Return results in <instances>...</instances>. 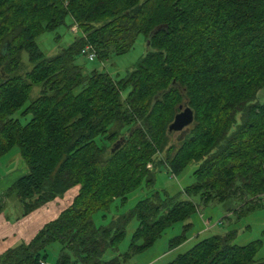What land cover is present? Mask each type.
Segmentation results:
<instances>
[{
  "label": "trees",
  "instance_id": "1",
  "mask_svg": "<svg viewBox=\"0 0 264 264\" xmlns=\"http://www.w3.org/2000/svg\"><path fill=\"white\" fill-rule=\"evenodd\" d=\"M67 16L79 36L45 58L35 38ZM139 35L147 51L119 80L74 63L85 45L103 61L126 53ZM32 86L37 95L25 105ZM262 87L264 0H0V157L15 146L27 169L0 194V210L2 198H14L18 220L77 188L27 243L0 253V264H46L52 245L51 264H119L178 223L167 247L183 244L196 203H215L235 220L257 209L264 102L254 98ZM179 105L192 122L173 147L166 129ZM18 111L29 115L23 125L11 117ZM163 152L171 175L196 164L182 189L187 199L152 191L95 226L94 213L107 212L113 200L123 205L142 181L152 187L162 165L155 155ZM195 196L196 203L188 199ZM131 219L126 250L103 261ZM234 236L230 230L200 239L166 264H259L260 240L238 246Z\"/></svg>",
  "mask_w": 264,
  "mask_h": 264
},
{
  "label": "rangeland",
  "instance_id": "2",
  "mask_svg": "<svg viewBox=\"0 0 264 264\" xmlns=\"http://www.w3.org/2000/svg\"><path fill=\"white\" fill-rule=\"evenodd\" d=\"M72 27H76V25L72 23L71 19L67 16L64 19L63 25L57 27L52 32H43L35 38V44L45 58L51 57L59 49L65 48L75 37L79 36L77 27L75 30L71 31ZM146 51V41L141 35H139L136 37L130 50L124 54H110L107 59L103 61L94 59L92 62L87 61L83 56H78L74 63L80 67L84 73L96 70L106 73L113 80H119L124 77L126 72L132 69L137 59L144 55ZM19 57L21 63L29 69L31 65L27 62L26 54L21 52ZM37 92L38 87L32 86L25 105L31 99L36 97ZM123 95L124 93L122 96ZM254 102H264V87L257 91ZM11 117L17 119L20 125H23L29 119V115H21L20 111L14 113ZM178 136H180V133L178 132L170 133L169 142L171 146H176ZM155 158L160 160L162 165L154 169L152 187L150 189L146 188L142 181L136 189L126 195V202L123 205H119L118 200H113L109 205L107 212H96L92 215L93 224L95 226H104L111 218L126 213L138 200L148 197L152 191L157 192L161 197L167 195L177 196L180 200L187 199L183 194L182 189L192 183L193 180L191 173L195 169L196 164H187L180 173L177 175H171L164 162V152L156 153ZM19 159L20 157L15 146L0 157V180L15 172ZM146 168L152 170L151 164H147ZM20 174L22 173H13L12 176ZM3 191L4 189L2 190L0 188V194ZM188 199L195 203L197 202L196 196ZM1 200L3 208L0 210V214H4V218L9 222L15 221L14 218L19 214V207L16 201L14 198H2ZM185 223H189L190 228L186 233V241L180 246L171 250L167 247L168 240L178 235L181 231V224L178 223L167 229L151 247L123 261L119 260V264H166L176 255L187 251L200 239L214 235L222 236L230 230L235 231L233 239V244L235 245L242 246L250 241L260 240V245L255 253L254 259L258 261L259 264H264V202H261L257 209H254L252 212H249L246 216L241 217L238 220H235L233 216L225 218V213L215 203H210L205 206L196 203L195 212ZM135 227L136 222L134 219H131L125 228L123 238L114 250L107 251L103 254V261L120 255L126 250L131 233ZM51 248L46 251V264H51L55 258L56 246L52 245Z\"/></svg>",
  "mask_w": 264,
  "mask_h": 264
},
{
  "label": "crops",
  "instance_id": "3",
  "mask_svg": "<svg viewBox=\"0 0 264 264\" xmlns=\"http://www.w3.org/2000/svg\"><path fill=\"white\" fill-rule=\"evenodd\" d=\"M13 173L22 174L12 176ZM13 173L0 180L2 190H5L14 180L27 173L21 159H19L17 168ZM76 190V187L72 188L61 198L47 202L28 215L12 222L7 221L4 214H0V253L18 243H27L45 223L53 220L63 208L70 204Z\"/></svg>",
  "mask_w": 264,
  "mask_h": 264
},
{
  "label": "water",
  "instance_id": "4",
  "mask_svg": "<svg viewBox=\"0 0 264 264\" xmlns=\"http://www.w3.org/2000/svg\"><path fill=\"white\" fill-rule=\"evenodd\" d=\"M147 45L148 42L146 41ZM177 109L178 112L173 115L171 122L167 126V133L178 132L182 134L192 122V113L189 108L179 105Z\"/></svg>",
  "mask_w": 264,
  "mask_h": 264
},
{
  "label": "built area",
  "instance_id": "5",
  "mask_svg": "<svg viewBox=\"0 0 264 264\" xmlns=\"http://www.w3.org/2000/svg\"><path fill=\"white\" fill-rule=\"evenodd\" d=\"M76 29V27H72V29H71V31L72 30H75ZM80 54L87 60V61H89V62H92L93 60H94V58H95V54H94V51H93V49L89 46V45H85L82 49H81V51H80ZM259 198H260V200L262 201V202H264V192H263V194H261L260 196H259ZM38 264H44L42 261H40Z\"/></svg>",
  "mask_w": 264,
  "mask_h": 264
}]
</instances>
